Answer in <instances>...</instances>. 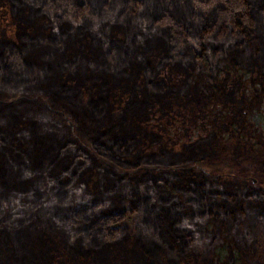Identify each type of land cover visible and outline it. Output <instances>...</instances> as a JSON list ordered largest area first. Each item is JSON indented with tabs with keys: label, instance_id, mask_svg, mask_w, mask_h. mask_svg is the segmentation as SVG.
<instances>
[{
	"label": "trees",
	"instance_id": "obj_1",
	"mask_svg": "<svg viewBox=\"0 0 264 264\" xmlns=\"http://www.w3.org/2000/svg\"><path fill=\"white\" fill-rule=\"evenodd\" d=\"M1 6L0 264H264V0Z\"/></svg>",
	"mask_w": 264,
	"mask_h": 264
},
{
	"label": "rangeland",
	"instance_id": "obj_2",
	"mask_svg": "<svg viewBox=\"0 0 264 264\" xmlns=\"http://www.w3.org/2000/svg\"><path fill=\"white\" fill-rule=\"evenodd\" d=\"M40 21L37 20V23H35V26L38 28L39 27V23ZM7 24H12V25H17L16 21L13 20V17L9 15V13L3 8V6L0 7V26H4ZM71 113H76L74 109H71ZM79 123L78 128L80 129H86L88 127V125L86 123L83 122V119L80 118V116H77ZM71 125V122H69ZM73 125H75V123H73ZM77 128V127H76ZM256 171H261L264 173V164L263 161L253 170V171H244L246 174L248 175H255L256 176ZM244 173V174H245ZM252 176V177H253Z\"/></svg>",
	"mask_w": 264,
	"mask_h": 264
},
{
	"label": "water",
	"instance_id": "obj_3",
	"mask_svg": "<svg viewBox=\"0 0 264 264\" xmlns=\"http://www.w3.org/2000/svg\"><path fill=\"white\" fill-rule=\"evenodd\" d=\"M251 179H254L253 177H251Z\"/></svg>",
	"mask_w": 264,
	"mask_h": 264
}]
</instances>
